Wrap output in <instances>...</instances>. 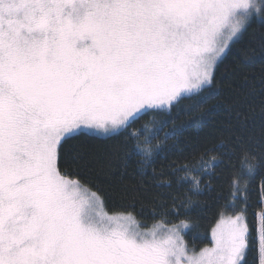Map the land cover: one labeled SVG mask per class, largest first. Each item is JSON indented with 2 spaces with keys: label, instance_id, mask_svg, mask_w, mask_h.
Returning a JSON list of instances; mask_svg holds the SVG:
<instances>
[{
  "label": "snow or ice",
  "instance_id": "1",
  "mask_svg": "<svg viewBox=\"0 0 264 264\" xmlns=\"http://www.w3.org/2000/svg\"><path fill=\"white\" fill-rule=\"evenodd\" d=\"M254 23L264 26V0H0V264H248L254 247L264 264V212L255 239L242 211L221 216L213 246L184 260L186 223L141 231L68 170L69 158L89 170L139 158L144 174L160 152L129 129L200 96L236 45L264 48L248 36ZM254 112L234 106L227 136L173 175L198 193L227 164L239 199L240 181L264 174V104L258 130Z\"/></svg>",
  "mask_w": 264,
  "mask_h": 264
},
{
  "label": "trees",
  "instance_id": "2",
  "mask_svg": "<svg viewBox=\"0 0 264 264\" xmlns=\"http://www.w3.org/2000/svg\"><path fill=\"white\" fill-rule=\"evenodd\" d=\"M250 39L264 36V26L254 23L249 29ZM215 83L193 99H184L169 112L145 115L132 128L130 133L139 131L151 120L157 123L160 157L141 174L139 158L120 163L94 165L89 169H77L69 158V171H79L84 186L97 191L104 201V210L108 214H130L141 228H150L158 224L167 227L179 226L181 221L188 225L182 227L181 236L189 254L211 246L212 231L221 216H232L241 211L249 223L253 238L259 215L264 212V174L257 175L251 182L240 181L239 199L233 200L232 172L225 164L214 169L213 174L203 177L200 191L197 193L191 184L181 177L183 172H173L187 165L199 166L205 146L212 148L227 136L226 127L232 118L233 108L247 105L255 109L254 127L260 124V106L264 104V48L258 43L236 45L219 64ZM248 111V107L244 108ZM167 122V126H163ZM173 127L183 128V134L175 140L167 139ZM84 137L72 140L66 151L79 148ZM92 150L101 144V139L86 141ZM223 155V153H217ZM239 168V161H236ZM163 177L171 182V187L159 186ZM191 178V175L190 177ZM247 184L246 191L244 186ZM257 251L249 253L248 264H255Z\"/></svg>",
  "mask_w": 264,
  "mask_h": 264
},
{
  "label": "rangeland",
  "instance_id": "3",
  "mask_svg": "<svg viewBox=\"0 0 264 264\" xmlns=\"http://www.w3.org/2000/svg\"><path fill=\"white\" fill-rule=\"evenodd\" d=\"M157 129H158V127H157V123H156L155 121L151 120L148 124H146V125H145V126L139 131L140 133L137 134V135H141V133H143V135H141V141H142V142L144 141L145 136L150 137V138H151V145H152V147H153L154 149H156V150H158L159 142H154L153 139H157L158 136L156 135V136L153 137V136H152V133L155 132ZM104 211H105V210H104ZM105 212H106V211H105ZM106 213H107V212H106ZM107 214H108V213H107ZM108 215H112V214H108ZM115 215H128V214H115ZM131 216H132V215H131ZM132 217H133V216H132ZM133 218H134V217H133ZM134 221H135L134 226H138V224H137V222H136L135 219H134ZM215 227H216V226H215ZM139 228H140L141 231H144V230L152 229L153 227H150V228H141V227H139ZM165 228H172V227H167V226H165ZM181 230H182V227H178V228H177V234H178V236H179V242H180L181 245L185 248V251H186V257L184 258V260H186L187 257H195V256H198L199 253H200L203 249L200 250V251H198V252H196V253L189 254V253L187 252V249H186V247H185V244H184V242H183V240H182ZM212 232H213V231H212ZM213 244H214V242H213L212 235H211V246H209V247H207V248L212 247Z\"/></svg>",
  "mask_w": 264,
  "mask_h": 264
}]
</instances>
